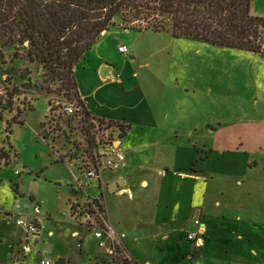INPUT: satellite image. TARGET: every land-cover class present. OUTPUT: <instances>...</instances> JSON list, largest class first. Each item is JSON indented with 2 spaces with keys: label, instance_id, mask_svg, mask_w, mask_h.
<instances>
[{
  "label": "rangeland",
  "instance_id": "1",
  "mask_svg": "<svg viewBox=\"0 0 264 264\" xmlns=\"http://www.w3.org/2000/svg\"><path fill=\"white\" fill-rule=\"evenodd\" d=\"M251 14L264 18V0L252 1ZM116 22L78 62L79 80L91 85V89L98 86L99 96L109 97L107 93L117 84L113 81L103 84L93 72L102 63L127 65L131 80L119 90L126 93L130 89L132 94L142 90L148 102L140 105L137 98L138 109L145 105L156 111L158 116L160 112L170 125L173 121H184L185 128L196 125L199 130L210 124L217 129V135H206L205 143L211 148L218 146L221 154L240 152L248 157L252 166L244 176L220 174L218 189L223 191L217 192V197L222 205L216 207V213L225 216V223L215 230L210 243L197 248L193 257L186 253L190 250L193 252L197 246L186 238L184 231L173 234L168 240H162L160 235L154 236L155 231L162 229L154 226L153 218L143 217L139 220L135 206L139 200L131 203L128 192L116 196L106 192V196L103 195L108 206V212L105 210L107 218L115 227L127 229L129 241L143 261L196 264L195 259L200 254L197 264H264V58L228 47L212 46L193 37H173L165 31L125 30L120 26V20ZM122 43L131 47L135 58L132 54L126 57L117 53L118 45ZM3 50L6 63L0 62V86L6 85L9 74H14L17 77L15 81L23 84L19 74L28 62L13 58V47H4ZM40 70L33 65L34 84L29 89L22 88L23 94L14 101V111H5L0 118V147L5 146L6 150L10 144L14 147L11 149V164L0 168V209L14 211L16 202L31 209L36 201H44L53 209L52 213L57 214V218L65 219L62 213L64 210L70 211L69 198L76 193L79 180L86 195L97 197L98 192L95 190L96 181L86 179L78 168L68 166L67 161H60L59 158L68 148L64 135L73 141L74 138L78 140L80 124L71 121L68 116L56 118L65 133L55 130L54 143L48 137L50 130L46 128L45 131L53 113L51 105L58 101L75 100L72 101L73 97L66 95L58 83L52 86L54 92L42 91L40 87L44 81ZM134 72L138 73L133 75ZM126 107L119 113L133 116L138 111L135 107L133 111ZM19 108L22 123L13 120ZM121 125L125 126L123 123ZM44 136L47 140H44ZM196 142V138L173 139L174 144L183 147ZM171 145L168 156L172 152ZM163 152L164 146L162 149H142V156L148 159L144 164L147 170L134 167L137 170H134L135 182L132 186L136 197L145 195L152 200L159 195L160 176L155 172L163 166L162 158L166 156ZM155 157L160 158L156 160ZM17 170L22 172L21 176ZM112 174L106 171L104 178L108 179ZM145 174L152 182L149 189L139 185V177ZM238 180L244 183L240 185ZM31 195H34V202L30 200ZM2 217L3 212L0 213V235L3 237L10 230H6L9 227ZM55 231L58 232L57 229ZM239 233L243 235L242 238H239ZM87 237L94 251L99 253L93 234ZM5 243L0 242V249H5ZM53 243V240L45 237L40 249L51 251ZM84 258V264H93L88 256Z\"/></svg>",
  "mask_w": 264,
  "mask_h": 264
},
{
  "label": "crops",
  "instance_id": "2",
  "mask_svg": "<svg viewBox=\"0 0 264 264\" xmlns=\"http://www.w3.org/2000/svg\"><path fill=\"white\" fill-rule=\"evenodd\" d=\"M120 46H127L130 49V54L134 56L133 58L136 57L131 47L124 43L118 45L117 53H120L119 55L123 54L119 51ZM232 50L244 51L239 49ZM244 53L258 54L264 58L259 53L246 51ZM125 56L127 57L128 55ZM104 67H108L109 71L106 77H102L100 73ZM127 67V65L114 66V64L107 62L100 64L93 72V75L99 77L103 84L110 81L117 84V90L115 88L107 93L109 97H104V95L99 96L98 86L91 89V85L81 82L77 77V65L75 67L76 71L74 72L77 90L85 102V107L91 114L96 118L113 120L128 126V130L121 140V144L125 149L127 167L116 172L110 171L113 174L105 181L106 190L104 191V196H106V192H109L108 188L112 182L123 179L124 183L119 191L113 194L115 196L120 195L124 189H129L132 193V197L129 196V201L134 203L137 199L139 200L135 204L138 210L139 220L143 217L145 219L153 218L155 220L154 226L158 230L162 229L161 231H155L154 236L160 235L162 240H168L173 234L184 231L186 238L191 241L188 238V233L197 232L199 228H204L205 232L202 243L199 242L200 245H196L194 241H191L197 247L193 248V252L190 250L186 253L188 256L193 257L192 255L196 252L197 248L204 247L206 243H210L211 236L216 233L215 230L220 229L222 227L221 224L225 223V216H220L216 213V207H221L222 205L221 200L217 197V192L219 193L222 190L218 189L220 174L224 173L226 176H244L246 170L251 168L252 163H250L247 156H242L240 152L231 154L232 151H229L225 155L219 152L218 146L211 148L207 145L204 141L205 136L217 135V129L212 128L210 124L209 127L205 126L199 130L196 125L185 128L184 121H173L172 125H170L169 120L163 117L159 111L158 116L156 111L154 112L152 109H148L145 105L142 109H138L136 103L140 102V105H142L148 102L144 99L142 90L134 92L135 94H132L130 89L126 93H120L119 90L120 88H125L131 80V72ZM137 73L134 72L133 75ZM137 98L139 99L138 102ZM135 104L136 106H134ZM125 106H127L126 108L132 109V111L135 107V110L137 108L138 111L133 116L132 114H123V112L119 113L120 110H124ZM175 123L176 126L174 125ZM180 125H183V127H180ZM198 133L199 135H197ZM175 138H196L197 142L193 145L190 144L191 146L183 147L173 143V139ZM169 144L172 146L170 156H168ZM163 146L165 147V152L163 153L166 155L162 158L163 166L157 168V172H155L160 176L159 195L152 200L145 195L136 197L132 186L135 182L133 178L136 171L134 170H137V168L147 170L144 164L147 163L148 159L142 156V149L150 148L152 150L156 147L162 149ZM62 157L64 156H60L59 158ZM159 158L155 157L156 160ZM68 166L76 167V165H71L70 163ZM17 173L20 176L22 174L20 170H17ZM224 178L228 179L225 176ZM139 181V185L145 189H149L152 184L146 174L139 177ZM238 183L242 185L244 182L238 180ZM87 197L88 195L85 194V190L78 185L76 193L74 192L73 197L69 198V201H83ZM1 200L0 197V204H2ZM30 200L34 202V195L30 196ZM37 203L38 201H36L31 209H27L24 205L21 212L29 215L34 211ZM41 203L43 204L44 210L45 228L41 231L39 240L27 237L24 230L16 222L5 221L4 217H2L3 222L9 227L6 230L10 231H5L7 233L6 236L2 237L0 235V242H6L5 249H0V264H43L42 261L45 259H49L52 264H57L58 261H60V264H84L83 260L85 256H88L93 264H114L112 256L108 255L110 245L108 242L104 247H99V241L91 230L82 226L76 220L66 218L63 215L66 210L62 213L65 219H60L57 218V214L52 213L54 211L50 205H46L44 201ZM105 205L108 212L106 199ZM13 207L15 209V204ZM2 212L11 211L0 209V213ZM196 220L200 221L199 225L196 224ZM109 221L111 222V220ZM116 228H118V231L127 234L124 240V248L136 264H159L158 261H143V258L132 247L129 241L130 234L127 229L117 226ZM56 229L58 231L57 233L55 231ZM88 234H93V240H96V247H98L95 250L99 251V253L95 252L91 246V240L87 237ZM238 236L239 238L243 237L241 233ZM45 237L54 242L51 251L40 249V245L44 242ZM24 247H27L26 251ZM253 252L256 253L254 250ZM199 257L200 254L195 259L196 264L199 262Z\"/></svg>",
  "mask_w": 264,
  "mask_h": 264
},
{
  "label": "trees",
  "instance_id": "3",
  "mask_svg": "<svg viewBox=\"0 0 264 264\" xmlns=\"http://www.w3.org/2000/svg\"><path fill=\"white\" fill-rule=\"evenodd\" d=\"M252 1L0 0V62L6 63L4 47H13V58L28 62L19 74L23 84L15 81L17 77L14 74H9L6 85L0 86V118L5 111H14V101L23 94L22 88L29 89L34 84L33 65L42 71V91L52 93V86L58 83L66 95L83 105L86 115L91 116L77 90L75 67L104 33L116 25L117 19L124 29L165 31L173 37H193L212 46L259 53L264 57V18L251 14ZM21 116L19 108L13 120L22 123ZM60 116L65 115L57 118ZM49 121L53 142L55 130L62 134L65 132L58 123L53 126L57 120L52 114ZM109 123L121 125L113 120ZM121 128L125 133L128 130L126 125ZM79 131L81 135L77 138L82 139L88 134L82 128ZM64 138L68 143V148L63 150L64 157L77 165L78 153L83 150L82 141L75 138L73 141L66 134ZM13 148L11 144L8 150L5 146L0 147V168L11 164ZM60 159L65 161L63 157ZM113 260L114 264H130L123 257Z\"/></svg>",
  "mask_w": 264,
  "mask_h": 264
},
{
  "label": "built area",
  "instance_id": "4",
  "mask_svg": "<svg viewBox=\"0 0 264 264\" xmlns=\"http://www.w3.org/2000/svg\"><path fill=\"white\" fill-rule=\"evenodd\" d=\"M119 51L125 55L130 54V49L127 46H120ZM52 117L57 118L63 114L72 118L75 121L80 122V127L84 129L88 134L84 135V138H78L82 141L81 147L83 148L76 160V168L79 169L81 174L90 180L96 181L95 190L98 192L97 197L88 195L84 202L75 201L71 204L70 211L63 213L66 218H71L79 222L82 226L91 230L94 236L99 241V247H104L108 242L109 249L108 255L116 259L123 257L128 260L130 264H136L133 259L126 253L124 248V240L127 236L125 232H120L118 229L108 220L106 216V205L103 200L104 191L106 190V179L104 173L106 171H120L127 167V158L125 149L121 144V140L125 132L122 125L116 123H109L107 121H100L99 118L93 115L87 116L83 105L76 102H62L58 101L51 105ZM55 113V114H54ZM53 121V119H51ZM57 125V122L53 123V126ZM50 132L45 134L51 138L52 127L50 121L45 127ZM126 130V129H125ZM48 133V134H47ZM44 140L47 138L44 136ZM66 161L67 158L63 157ZM67 162H69L67 160ZM70 163V162H69ZM75 165L74 163H70ZM80 182V181H79ZM78 182V185L82 187ZM122 192H128L132 197V193L129 189H124ZM22 206L19 202L15 203V210L11 212H4V220L8 222H16L21 227L27 237H32L35 240L40 239L41 231L45 228L43 204L38 202L34 211L29 215H25L21 212ZM196 224H200L199 220L195 221ZM205 229L199 228L197 232L188 233V238L194 241L196 245L202 243ZM25 251L27 247H24ZM43 264H52L49 259L42 261Z\"/></svg>",
  "mask_w": 264,
  "mask_h": 264
},
{
  "label": "water",
  "instance_id": "5",
  "mask_svg": "<svg viewBox=\"0 0 264 264\" xmlns=\"http://www.w3.org/2000/svg\"><path fill=\"white\" fill-rule=\"evenodd\" d=\"M108 72H109L108 71V67H104V69L100 73H101L102 77H106L108 75ZM123 183H124L123 179H120V180H118L116 182H112L109 185V188H108L109 192L115 194L117 191H119V189H120V187L122 186Z\"/></svg>",
  "mask_w": 264,
  "mask_h": 264
}]
</instances>
